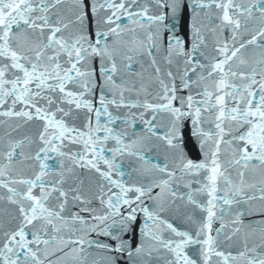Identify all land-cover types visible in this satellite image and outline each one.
Instances as JSON below:
<instances>
[{
	"label": "snow or ice",
	"instance_id": "snow-or-ice-1",
	"mask_svg": "<svg viewBox=\"0 0 264 264\" xmlns=\"http://www.w3.org/2000/svg\"><path fill=\"white\" fill-rule=\"evenodd\" d=\"M0 264H264V0H0Z\"/></svg>",
	"mask_w": 264,
	"mask_h": 264
}]
</instances>
